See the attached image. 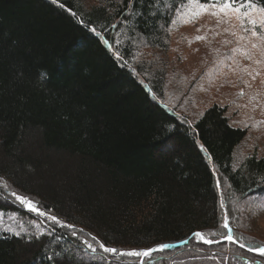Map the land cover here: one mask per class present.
<instances>
[{
  "label": "trees",
  "instance_id": "16d2710c",
  "mask_svg": "<svg viewBox=\"0 0 264 264\" xmlns=\"http://www.w3.org/2000/svg\"><path fill=\"white\" fill-rule=\"evenodd\" d=\"M89 1L0 0V185L118 251L187 241L142 264L222 246L225 263L189 264H264L248 252L264 246L237 226L236 210L264 195V158L234 156L246 130L217 106L188 124L159 102L162 76L129 65L135 49L163 44L189 0ZM246 1L264 6L235 5ZM7 212L37 234H0V264H80L63 255L70 247L88 264H137L83 254L80 237L0 200ZM229 235L238 246L220 241Z\"/></svg>",
  "mask_w": 264,
  "mask_h": 264
},
{
  "label": "rangeland",
  "instance_id": "374dc122",
  "mask_svg": "<svg viewBox=\"0 0 264 264\" xmlns=\"http://www.w3.org/2000/svg\"><path fill=\"white\" fill-rule=\"evenodd\" d=\"M89 3L98 5L92 0ZM249 3L251 2L246 1L234 5L240 8V13L237 14L230 10L221 12L222 5L216 2L202 4L198 0H189L173 10L163 44L155 47L148 44L140 46L135 49L129 63L135 66L138 74L145 68L162 76L159 102L188 124L195 123L213 106L223 109L232 127L246 130V137L236 148L234 155L235 159L242 160L251 156L264 158V24H260L259 13L252 11L248 7ZM213 4L217 6L212 7ZM256 7L259 8L257 5ZM245 12L248 15H244ZM250 20H255L256 24L253 25ZM253 31L256 32L255 36L252 35ZM13 193L24 197L1 183L0 200L13 208L15 205L20 206L30 213V209L17 200ZM262 196L246 203L244 209L240 207L236 212L238 230L264 246V195ZM24 198L34 201L31 197ZM36 210V215L48 226L65 228L68 233L80 237L79 229L67 226L57 218L53 221L54 215L41 206ZM23 220L15 213H0V234L6 232L19 235L28 230L37 234V231L30 228L29 222L24 220L25 223ZM35 223L39 224L37 221ZM80 239L83 254L90 257L93 253L101 252L106 258H99L106 261L120 257V260L128 263L134 261L137 264H142L145 258L151 257L127 255L130 251L126 249L108 253L92 236L82 234ZM220 241L225 242V239ZM218 242L219 240L214 241L211 247ZM89 244L96 249L94 252L89 249ZM68 249L63 253L67 259L88 264L84 258L77 256L72 247ZM197 256L200 259L208 256L224 262L217 258L227 259L229 249L222 246L207 251L187 252L184 258L195 261L199 260L194 259ZM176 258L175 255L170 256L172 260ZM61 259L62 256L58 260ZM192 261H187L186 264Z\"/></svg>",
  "mask_w": 264,
  "mask_h": 264
},
{
  "label": "snow or ice",
  "instance_id": "6c2138e0",
  "mask_svg": "<svg viewBox=\"0 0 264 264\" xmlns=\"http://www.w3.org/2000/svg\"><path fill=\"white\" fill-rule=\"evenodd\" d=\"M53 2H55V0H53ZM235 5V0H224L222 6H220V11L221 12H224V11H232L233 13H240V8H237L234 6ZM212 7H216L217 5L213 4L211 5ZM243 7V5H241ZM248 7L254 11V12H258L259 15H260V24H264V6H261L259 8L256 7L255 4H252V3H249L248 4ZM201 8H204L203 5H201ZM206 10V9H205ZM215 14V13H213ZM244 15H248L247 12L244 13ZM250 23H252L253 25L256 24V21L255 20H250ZM252 35H256V32L253 31ZM217 187H219V182H217ZM13 195L16 196V199L19 200L22 204H25L29 209H31L32 211H36V208L35 206L31 203V201L27 200L26 198L24 197H21L15 193H13ZM41 215H43V213H40ZM53 221L56 220V217H52ZM225 228H228V223L225 222L224 225H223ZM194 235L200 239H203V236L200 232H196L194 233ZM93 239H95V237H93ZM227 239L231 240L232 237L229 235L227 237ZM205 242H208V241H205ZM89 248L92 249V251L94 252L96 249L95 248H92L91 244L88 245ZM100 247L105 251V252H108V253H115L117 250L115 248H108L106 247L105 245L101 244ZM167 247V245H164V244H161L158 246L159 249H163ZM243 247V245L241 246ZM156 250V249H153V248H148V249H145V250H133V251H130L128 253H126L127 255H133V256H137V257H149L151 255V253ZM256 251L260 252L261 254H264V247L262 248H258L256 249ZM124 253H122L123 255Z\"/></svg>",
  "mask_w": 264,
  "mask_h": 264
},
{
  "label": "water",
  "instance_id": "95a60500",
  "mask_svg": "<svg viewBox=\"0 0 264 264\" xmlns=\"http://www.w3.org/2000/svg\"><path fill=\"white\" fill-rule=\"evenodd\" d=\"M225 241H231V240L226 239ZM181 245L182 244H176V245H173L172 247L175 248V247H179ZM250 254L256 255V254H260V252H258V251H250Z\"/></svg>",
  "mask_w": 264,
  "mask_h": 264
}]
</instances>
